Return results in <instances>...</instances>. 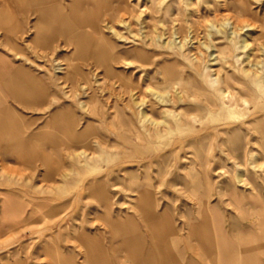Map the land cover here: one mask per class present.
Wrapping results in <instances>:
<instances>
[{
    "label": "rangeland",
    "instance_id": "1",
    "mask_svg": "<svg viewBox=\"0 0 264 264\" xmlns=\"http://www.w3.org/2000/svg\"><path fill=\"white\" fill-rule=\"evenodd\" d=\"M37 1L0 0L17 24L0 54L41 98L0 95L20 128L0 131V264H100L82 236L104 264H158L153 224L177 264H264V99L244 74L264 72V0H81L80 32L45 47ZM215 76L236 106L219 121Z\"/></svg>",
    "mask_w": 264,
    "mask_h": 264
},
{
    "label": "bare ground",
    "instance_id": "2",
    "mask_svg": "<svg viewBox=\"0 0 264 264\" xmlns=\"http://www.w3.org/2000/svg\"><path fill=\"white\" fill-rule=\"evenodd\" d=\"M58 1L54 0L53 2L52 1L49 2V0L48 1L47 0H38L36 3H34V5H33L34 10L36 12H38L39 16H40L39 17V24L37 25V27L35 29V37H34V40L32 41L35 44V46L45 47V46L49 45L50 41L52 40V35L46 34V31L49 29L53 33L55 32V33L63 34L65 37V41L70 40V38H69L70 34L75 33V32L76 33L80 32V26H81L80 21L84 20L85 17L80 16V14L78 13V10L75 7L77 6V4H80L81 0H72L68 12L66 11V7L62 4V2L61 1L58 2ZM99 1L103 5V7H105L106 9L109 8L108 5H109L110 0H91V2L89 4H95ZM4 12H5V14H4ZM4 12L0 11V26H2V30L4 29V31L2 33V37H3L2 43L5 47H9L10 46V39L8 38V34L12 33L15 29H17V24H16L15 20L12 17H10L8 11L5 8H4ZM89 26H90V24H89ZM90 27L93 28V26H90ZM115 34H117V33L115 32ZM231 34H235V32L232 31ZM229 41L232 43V44L231 43L230 44L233 46V48L240 49L241 51H244L247 47V41L245 38L239 40L238 42H234L233 38L230 37ZM203 45H204V43H203ZM104 46H105L106 50H108L109 52H112L111 51L112 48L110 46H107V44ZM211 46L215 49V54L214 53L211 54L213 56V58L211 60H213L216 63H221L223 60L225 61V56L223 55V53L218 48L215 47V44H212ZM211 46H206V48H210ZM37 53H38V51H37ZM255 65L253 66L254 67L253 69H245L244 74L246 75L250 85L259 94L260 98L264 99V72L262 70L258 71L257 68H255L256 67ZM64 66H66V65H64ZM261 67H264V63H261ZM161 74H162L163 80H169L172 77V72H171L170 68H166L165 70H163L161 72ZM217 82H218L217 76L211 78V85H213L212 90L215 93L217 100H218V105L216 106L217 111L215 112L216 114H214L215 115L214 121H219L221 119V117H223V116L224 117H231L230 116L231 112L236 107L231 102L232 101L231 96L229 98V94H226L225 90L221 89L220 87L214 86ZM0 95H2L4 97L11 96L15 101H17L19 103H26V104H32V103L39 104L38 100L41 99L38 95L37 85L34 82H30L29 80H26L25 73L22 70V68L14 66L13 61L10 60L8 58V56L2 55V54H0ZM152 95H154V94H152ZM166 99H167V97H166ZM163 100H161V101L159 100L160 101L159 104H161V102ZM137 101L139 103V100H137ZM167 101H168V99H167ZM167 101H165V102H167ZM248 103H249L248 101L243 100V104L245 106H247ZM140 104H141V102H140ZM144 112H141V115H142L143 119H146L148 117L147 116L148 114L146 113L147 114L146 115ZM165 118H163V119H165ZM147 119H149V117ZM142 122H144V121H142ZM147 123H148V121H147ZM166 123H168V122H166ZM154 125H155V123H154ZM163 125L164 124H162V126ZM0 131L2 133H4V135L14 138V137L19 136L20 128L18 127V124L14 120V118L11 117V115L6 114V115L0 116ZM80 137H83L82 132L80 133ZM239 178H240V176H238V179ZM240 182H241V180H240ZM4 212H5V210L3 209V213ZM151 221H153V220H151ZM122 226H123L124 230L126 229V226L129 228V229H127V231H124V232H131V230L134 229V225L131 224L130 222H128ZM149 228H150L151 234L153 236L165 233V232H163L164 231L163 229L157 228V224L156 225L155 224L149 225ZM81 239H83V242L85 243V246H86V250H87L86 255L89 253L93 259H95L94 257L99 256V258H100V259L98 258L99 263L104 264V262H106L105 257L102 256L103 253H102L101 249L99 247H97V244H96L97 242L95 240L89 239L85 236H82ZM54 260L56 261L55 264H69L70 263L69 262L70 260L62 259V258H58V259L54 258ZM93 262H95V261H93Z\"/></svg>",
    "mask_w": 264,
    "mask_h": 264
},
{
    "label": "crops",
    "instance_id": "3",
    "mask_svg": "<svg viewBox=\"0 0 264 264\" xmlns=\"http://www.w3.org/2000/svg\"><path fill=\"white\" fill-rule=\"evenodd\" d=\"M206 221H207V218H204L202 223H206ZM204 233L206 234L207 232L204 231ZM197 235L201 241H204L206 239L204 237V235H201L200 232ZM81 240L83 241V239H81ZM131 240L132 241L135 240V243H142L143 242V239L141 237H136V238L134 237ZM151 240L153 242L155 253H156L157 258H158V264H177L176 263L177 260L175 259L170 246L167 244L168 242H167V238L165 236V233L158 234L155 236H153L151 234ZM207 241H208V239L205 240L204 242L208 243ZM236 252L237 251H233V252L230 251L229 256L231 257L233 255V253L235 254ZM249 252L250 251H246V253H245L248 258L251 257V255H250L251 253H249ZM103 256H104V254H103ZM149 264H151V263H149Z\"/></svg>",
    "mask_w": 264,
    "mask_h": 264
}]
</instances>
